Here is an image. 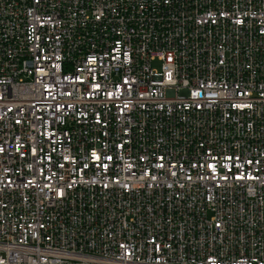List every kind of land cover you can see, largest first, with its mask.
Instances as JSON below:
<instances>
[{"label":"built area","instance_id":"built-area-1","mask_svg":"<svg viewBox=\"0 0 264 264\" xmlns=\"http://www.w3.org/2000/svg\"><path fill=\"white\" fill-rule=\"evenodd\" d=\"M0 264H264V0H0Z\"/></svg>","mask_w":264,"mask_h":264},{"label":"rangeland","instance_id":"rangeland-1","mask_svg":"<svg viewBox=\"0 0 264 264\" xmlns=\"http://www.w3.org/2000/svg\"><path fill=\"white\" fill-rule=\"evenodd\" d=\"M153 68H154L155 70H159V69H160V65H159V63L155 62L154 65H153Z\"/></svg>","mask_w":264,"mask_h":264}]
</instances>
